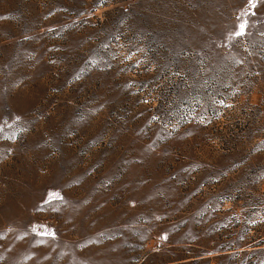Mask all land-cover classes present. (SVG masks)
Returning <instances> with one entry per match:
<instances>
[{
  "label": "rangeland",
  "instance_id": "obj_1",
  "mask_svg": "<svg viewBox=\"0 0 264 264\" xmlns=\"http://www.w3.org/2000/svg\"><path fill=\"white\" fill-rule=\"evenodd\" d=\"M0 233V264H264V0H0Z\"/></svg>",
  "mask_w": 264,
  "mask_h": 264
},
{
  "label": "snow or ice",
  "instance_id": "obj_2",
  "mask_svg": "<svg viewBox=\"0 0 264 264\" xmlns=\"http://www.w3.org/2000/svg\"><path fill=\"white\" fill-rule=\"evenodd\" d=\"M105 3H107V0H97V4L98 5H103ZM249 4H253V0H249ZM238 27H239V30L234 32L233 34H231L232 37H240V36H243L245 34V29L247 27V24L246 23H240ZM77 78H79V77H77ZM144 102L147 103V101H144ZM220 103L223 104V101H220ZM154 119H155V117H154ZM204 122L205 121L203 120V118H201L200 123H204ZM54 199L62 200V197H60L58 194H51L50 193L48 199L45 200L44 203L50 204L51 201L54 200ZM52 210L53 211H57L56 208H53ZM156 219L159 220L160 217H156ZM41 227H43V226H41ZM32 232L33 233H37L38 235H41V236H49V237L55 238V233L54 232H52L50 230L49 231H38V229L35 226L32 227ZM2 235L3 234L0 233V238H2ZM160 238L162 240H164V239H167V236L166 235H162ZM39 243H43V241H39Z\"/></svg>",
  "mask_w": 264,
  "mask_h": 264
}]
</instances>
